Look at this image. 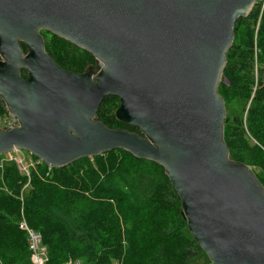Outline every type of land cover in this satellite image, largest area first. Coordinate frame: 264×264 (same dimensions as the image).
I'll return each instance as SVG.
<instances>
[{
	"label": "water",
	"instance_id": "obj_1",
	"mask_svg": "<svg viewBox=\"0 0 264 264\" xmlns=\"http://www.w3.org/2000/svg\"><path fill=\"white\" fill-rule=\"evenodd\" d=\"M258 1L0 0V106L16 120L0 128V156L22 150L63 168L122 149L152 161L211 264H264V187L229 156L218 92L229 86L234 24ZM42 30L94 65L61 68ZM107 96L119 100L116 120L140 134L97 118Z\"/></svg>",
	"mask_w": 264,
	"mask_h": 264
},
{
	"label": "trees",
	"instance_id": "obj_2",
	"mask_svg": "<svg viewBox=\"0 0 264 264\" xmlns=\"http://www.w3.org/2000/svg\"><path fill=\"white\" fill-rule=\"evenodd\" d=\"M233 29L223 70L229 86L221 83L218 92L225 104L241 99L246 106L241 115L226 117L224 141L230 158L251 167L264 187V4L256 3ZM45 34V51L61 68L82 73L94 64L87 51ZM118 104L117 97H105L97 118L109 128L140 134L116 120ZM5 114L0 106V116ZM22 219L41 235L45 264H189L204 253L187 230L164 169L122 149L63 168L41 163L29 177L5 163L0 168V264H32L28 234L19 228Z\"/></svg>",
	"mask_w": 264,
	"mask_h": 264
},
{
	"label": "built area",
	"instance_id": "obj_3",
	"mask_svg": "<svg viewBox=\"0 0 264 264\" xmlns=\"http://www.w3.org/2000/svg\"><path fill=\"white\" fill-rule=\"evenodd\" d=\"M259 1H261L262 4H264V0H259ZM19 153H20V150L14 149L11 152L1 155L0 156V168H2L5 163L12 162L16 165L17 169L22 175L29 177V170L30 168H33V166L31 164L27 165L24 157L22 155L20 157ZM26 187L27 185L24 186L23 189H26ZM21 194L23 193L21 192ZM19 228L22 230H25L28 234V246L31 252L32 264H45V262H43L40 259V254H43L45 257L47 255L46 248L43 247L41 243V235L38 232L29 228L26 222L24 221V219H22V221L19 222ZM113 264H117V263H113Z\"/></svg>",
	"mask_w": 264,
	"mask_h": 264
},
{
	"label": "rangeland",
	"instance_id": "obj_4",
	"mask_svg": "<svg viewBox=\"0 0 264 264\" xmlns=\"http://www.w3.org/2000/svg\"><path fill=\"white\" fill-rule=\"evenodd\" d=\"M40 34L43 36V38H45V39L48 38V36L45 34L44 30L40 31ZM245 104H246V102L244 100H241V99H235V100L229 101V103L225 104L226 117L231 119L236 114L237 115H241V113L243 111L245 112V110H244L245 106H246ZM3 107H5V106H3ZM5 110L7 111L6 107H5ZM14 124H16V120L9 115L8 111H7V114L0 116V128H6V127H9V126L14 125ZM19 154H20V157H21V155L24 157L27 165L31 164L33 166V168H36L37 165L42 163L38 158H36L35 156L29 154L26 151L20 150ZM91 158H93V157H91ZM91 162H92V159H91ZM33 168H30V170L33 169ZM21 192L23 193L21 195H24V196L26 195L25 194L26 189H22ZM40 259L43 262L46 261V257L43 254H40ZM189 264H211V263H210L208 257L206 256V254L205 253H201L199 255H196V256L192 257L190 259Z\"/></svg>",
	"mask_w": 264,
	"mask_h": 264
}]
</instances>
